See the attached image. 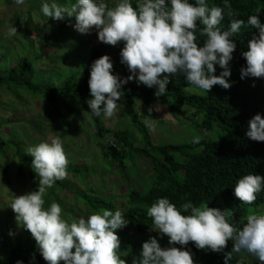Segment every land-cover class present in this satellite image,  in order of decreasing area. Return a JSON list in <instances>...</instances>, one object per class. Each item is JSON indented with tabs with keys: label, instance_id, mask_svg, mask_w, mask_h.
Segmentation results:
<instances>
[{
	"label": "clouds",
	"instance_id": "obj_1",
	"mask_svg": "<svg viewBox=\"0 0 264 264\" xmlns=\"http://www.w3.org/2000/svg\"><path fill=\"white\" fill-rule=\"evenodd\" d=\"M22 5L25 0H16ZM42 13L56 20L74 18L73 27L81 34L95 28L99 41L117 45L123 41L121 62L131 73L121 79L113 74V61L104 54L91 64L88 81L91 99L87 104L93 114L111 118L118 111V100L123 96L122 86L136 79L149 88L156 87L157 97L168 92V74L182 73L190 87L206 92L219 84L231 87L229 62L237 48L235 34L245 23L255 26L248 40V50L242 55L247 66L241 70V78L264 77V23L258 14L244 19H231L227 29L222 27L225 12L229 17L236 13L231 0H223V7L210 5L208 0H116L110 8L105 0H75L70 6L58 0H41ZM203 26V27H201ZM197 31L206 36L203 46L197 42ZM17 33L10 27L8 35ZM222 71L216 75V65ZM103 105V107H101ZM153 109L149 108V112ZM155 128L154 121H146ZM247 137L264 141V115L257 113L249 120ZM118 147L122 144L114 137ZM109 139V140H110ZM105 141L107 148L108 141ZM193 142H198L194 138ZM117 148V147H113ZM105 149V148H104ZM33 159L31 167L38 178V190L15 196L10 207L16 220L29 230L39 245L43 258L49 264H126L119 254L120 238L117 229L127 226L129 220L122 209H102L78 220L69 222L62 214L60 203L51 202L47 207L45 194L58 180L67 176L68 156L61 137L44 140L26 149ZM234 194L242 202L252 204L257 193L264 191V175L248 173L241 176L233 187ZM128 193V192H127ZM230 210L195 206L192 201L179 207L168 197H160L147 208L152 218L153 230L167 235L169 244L187 245L189 241L200 249L224 252L229 240L233 249L224 256L225 264H231L234 252L246 251L264 264V213L247 217L242 228L230 223ZM11 234V233H10ZM74 249V251H73ZM16 264H24L18 260ZM132 264H195L192 253L184 247L163 248L156 237L145 241L139 258Z\"/></svg>",
	"mask_w": 264,
	"mask_h": 264
},
{
	"label": "trees",
	"instance_id": "obj_2",
	"mask_svg": "<svg viewBox=\"0 0 264 264\" xmlns=\"http://www.w3.org/2000/svg\"><path fill=\"white\" fill-rule=\"evenodd\" d=\"M195 3V0H190ZM210 5L223 7V0H208ZM136 7V0H132ZM236 15L229 17L225 12L222 27L227 29L231 19H244L247 21L249 15L258 14L261 23H264V0H231ZM75 23L74 18H65L58 25L61 32L70 24ZM203 27V26H201ZM253 33L258 34V29L252 25L242 26L241 31L235 34L234 39L237 48L233 53V59L229 62L231 76L227 79L231 82L230 88H223L219 84L214 85L208 92L190 87L184 75L176 78L170 76L167 85L168 92L157 97L156 87L149 88L139 84L136 79L128 80L122 86L123 96L120 97L126 116L141 134V144L127 129L112 132L105 127L101 116L93 114L87 104L91 99L90 78L91 64L104 54H107L110 44L96 40L90 49L88 66L78 76L72 74L67 77L58 88L54 86L33 85L25 80V73L31 64L22 59L10 70L3 71L0 75V87L6 89L22 88L30 93H43L50 108V113L55 116L66 132L70 130V117H75L80 112L86 113L93 121L94 136L98 139L104 138L106 134L116 138L121 147L107 148L102 156L109 165L117 164L124 171L127 165L135 166L138 158L143 157L151 162L152 175L148 179V189H135L129 186L126 194V208L123 210L125 217L129 220L127 228L136 236H125L121 245V253L127 257L139 258L142 245L152 237L149 232L153 227L152 218L147 216V208L160 197H168L177 207L189 200L195 206H203L208 203L209 207L230 210V223L242 228L247 219L242 220L246 208L264 204V191L257 193V199L252 204H246L235 196L233 187L237 180L248 173L264 175V141H255L247 137L249 120L260 113L264 115V77L241 78V70L247 66L246 58L242 55L248 50V40ZM197 42L203 46L206 36L196 33ZM124 43V42H123ZM2 70H0L1 72ZM222 71L219 64L216 65V75ZM168 75V73H165ZM78 76V77H77ZM121 79L125 77L120 76ZM193 88V92H185V89ZM19 90V89H18ZM139 99L143 108H152L154 105H164L168 112H176L182 107L193 108L192 117H198L194 124L205 133L215 134L212 138L198 137V142H181L167 145H155L145 123L139 119L136 109ZM185 117V116H184ZM2 124H0V127ZM12 150L10 158L7 154ZM0 157L3 158L1 176L5 185L11 189L12 183L9 176V168L12 161L16 159L15 181L25 184V166L31 167L32 157L27 155L17 140L0 139ZM68 172V171H67ZM30 181L34 178L32 167L28 171ZM54 186L63 187L59 182ZM79 199L86 209L97 212L102 209L117 208L113 202L105 201L99 197H92L87 192H82ZM164 239H156L163 248L175 246L184 247L192 253L195 264H225L222 252L210 249H200L195 243L189 241L187 245H168L169 238L165 234ZM29 238V246L24 241ZM12 247L7 252L5 259L0 256V264H16L23 260L24 264H49L40 250L31 232L24 228L11 239ZM233 245L229 240L227 246ZM241 252V251H240ZM240 252H234L231 264H257L255 260L244 262L239 257Z\"/></svg>",
	"mask_w": 264,
	"mask_h": 264
},
{
	"label": "rangeland",
	"instance_id": "obj_3",
	"mask_svg": "<svg viewBox=\"0 0 264 264\" xmlns=\"http://www.w3.org/2000/svg\"><path fill=\"white\" fill-rule=\"evenodd\" d=\"M75 0H58V3L70 6ZM110 8L115 7L116 0H105ZM41 0H25L19 5L16 0H0V75L3 71L10 70L22 59L30 64L25 73V80L33 85L58 86L70 75L78 74L88 66L90 49L96 44L98 30L93 28L87 34L79 33L70 24L60 33L58 25L62 20H56L45 16L40 8ZM16 27L17 33L8 35L10 27ZM123 41L117 45H110L107 54L113 61V74L127 78L131 75L127 65L121 62L120 51ZM180 77L181 73L168 74ZM77 76V77H78ZM138 82V81H137ZM139 83V82H138ZM143 84V83H139ZM19 89V90H18ZM6 89L0 87V139L17 140L21 143L24 152L29 146L36 145L44 140H51L59 136L64 143V149L68 156L67 176L59 182L63 185L53 186L45 194L46 207L53 201L61 204L63 216L69 222L78 220L81 216H88L92 211L79 199L82 192H87L92 197H99L105 201H112L115 207L125 210L126 194L129 186L135 189H148V179L151 177V162L143 157L138 158L135 166L127 165L122 171L117 164L109 165L102 156L106 147L105 141L110 137L98 139L94 136L93 121L86 113L80 112L75 117H70V130L66 132L58 119L50 113L46 96L43 93H30L22 88ZM195 89L187 88L185 92H193ZM118 111L111 118L101 115V121L105 127L112 132L127 129L138 145L141 144V134L133 127L126 116L122 101H118ZM136 109L139 119L145 123L155 145H167L181 142H189L192 138H212L217 131L205 133L198 129L197 124L192 122L198 117H192L193 108L182 107L176 112H168L164 105L156 104L149 112L148 108L140 105L136 99ZM103 107V105H101ZM185 116V117H184ZM146 121H154L155 128H150ZM27 153V152H26ZM12 150L8 151L10 158ZM4 161L0 157V256L6 258L7 252L12 247L11 239L21 230L22 224L16 220V214L10 207L15 196L26 192L38 190V178L34 172V178L30 181L28 171L30 166L24 168L25 184L15 181L16 159L12 161L9 168L11 189L5 185L1 176ZM254 213H264V204L249 206L245 209L242 220ZM120 238L119 254L126 264H132L136 257H127L121 253V245L125 236H136L126 226L116 230ZM11 233V234H10ZM32 235V234H31ZM150 236H156L165 240L153 228ZM168 245L169 244V240ZM29 246V238L24 241ZM178 245V243H175ZM37 249L39 245L37 244ZM233 245L226 246L223 256L231 252ZM74 251V249H73ZM239 257L244 262L255 260L261 262L250 253L241 251ZM59 264H65L60 261Z\"/></svg>",
	"mask_w": 264,
	"mask_h": 264
},
{
	"label": "built area",
	"instance_id": "obj_4",
	"mask_svg": "<svg viewBox=\"0 0 264 264\" xmlns=\"http://www.w3.org/2000/svg\"><path fill=\"white\" fill-rule=\"evenodd\" d=\"M108 146L109 147H118V145H117V143L115 142V140H113V139H110L109 141H108Z\"/></svg>",
	"mask_w": 264,
	"mask_h": 264
},
{
	"label": "crops",
	"instance_id": "obj_5",
	"mask_svg": "<svg viewBox=\"0 0 264 264\" xmlns=\"http://www.w3.org/2000/svg\"><path fill=\"white\" fill-rule=\"evenodd\" d=\"M60 33V32H59ZM110 138H108L107 140H109Z\"/></svg>",
	"mask_w": 264,
	"mask_h": 264
}]
</instances>
